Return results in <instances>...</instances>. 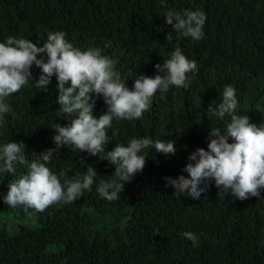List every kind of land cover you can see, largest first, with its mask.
I'll return each mask as SVG.
<instances>
[{
    "label": "trees",
    "instance_id": "1",
    "mask_svg": "<svg viewBox=\"0 0 264 264\" xmlns=\"http://www.w3.org/2000/svg\"><path fill=\"white\" fill-rule=\"evenodd\" d=\"M0 0V42L29 39L42 46L49 32H63L80 50L96 48L113 59L131 89L140 74L154 77L155 65L176 47L198 71L191 85L157 91L139 119L113 120L105 151L131 138L174 141L165 156L145 149L146 166L124 186L120 198L108 201L96 191L99 178L113 179L115 166L98 156L62 146L46 166L61 182L80 178L88 167L98 174L81 198L55 204L43 212L11 208L3 203L8 183L21 174L0 173V264H264V190L260 198L239 200L219 195L214 181L200 199L174 194L165 176L188 177L184 171L196 148L207 150L210 128L225 130L230 117H208L209 105L221 102L225 85L236 89L237 114L264 126V0ZM201 10L203 37H177L166 24L168 10ZM173 32V41L166 36ZM46 59V57H45ZM33 76L40 69L33 66ZM48 91L32 82L6 98L12 111L0 123V146L23 142L28 161L55 149L50 125L66 126L57 104V81ZM93 115L107 108L94 96ZM215 102V103H213ZM14 114V116H13ZM231 142V140L229 141ZM64 173V176H60ZM5 218V219H2ZM9 221V222H8ZM192 232L196 246L183 236Z\"/></svg>",
    "mask_w": 264,
    "mask_h": 264
},
{
    "label": "clouds",
    "instance_id": "2",
    "mask_svg": "<svg viewBox=\"0 0 264 264\" xmlns=\"http://www.w3.org/2000/svg\"><path fill=\"white\" fill-rule=\"evenodd\" d=\"M161 4L167 7L166 0ZM206 16L201 10L185 9L183 12L168 10L166 24L173 25V32L180 36L200 40ZM173 32L166 40L173 41ZM46 57V59H45ZM116 62L101 54L96 48L80 50L65 39L63 32H49L42 46L29 39L8 37L0 42V123L4 114L12 109L6 101L11 94L32 82L38 90L48 91V85L55 76L57 81V104L69 119L66 126L54 123L53 142L55 149L40 153L43 162H29L23 142L12 141L0 146V173L15 175L17 166H25V174L8 183L3 203L11 208L33 209L43 212L55 204H69L81 198L98 177L95 168L88 167L80 178H65L63 182L46 163L62 146L80 150L91 156H98L115 166L113 179L99 178L96 191L108 201L118 200L126 183L143 171L147 156L145 149L153 148L165 156L175 153L174 141L153 140L151 137L131 138L127 144H118L105 151L109 143L108 131L113 120L139 119L150 108L151 99L157 91L166 92L169 86L189 88V73L198 71L194 60H189L180 47L171 52L163 64L155 65L158 73L154 77L140 74L134 79L132 88L126 85L115 68ZM40 69L38 78L31 69ZM94 96H102L107 110L98 118L93 115ZM221 102L207 109L208 117L230 122L224 131L210 128L207 150L198 147L191 152L184 171L188 177L165 176L166 187L172 186L174 194L188 195L200 199L211 182L219 190L218 196L229 195L243 201L249 197L260 198L264 190V126L250 122L248 115L237 114L236 89L225 85ZM215 103V102H213ZM14 116V114H13ZM231 140V142H229ZM60 176H64L61 173ZM183 236L196 246L198 237L192 232Z\"/></svg>",
    "mask_w": 264,
    "mask_h": 264
},
{
    "label": "rangeland",
    "instance_id": "3",
    "mask_svg": "<svg viewBox=\"0 0 264 264\" xmlns=\"http://www.w3.org/2000/svg\"><path fill=\"white\" fill-rule=\"evenodd\" d=\"M2 219H5V218L2 217ZM8 222H9V221H8Z\"/></svg>",
    "mask_w": 264,
    "mask_h": 264
}]
</instances>
